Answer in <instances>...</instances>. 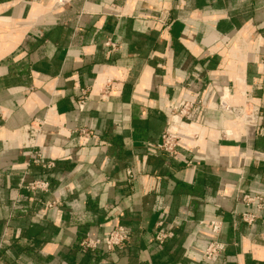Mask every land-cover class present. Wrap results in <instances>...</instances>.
<instances>
[{"label":"crops","instance_id":"1","mask_svg":"<svg viewBox=\"0 0 264 264\" xmlns=\"http://www.w3.org/2000/svg\"><path fill=\"white\" fill-rule=\"evenodd\" d=\"M222 90L256 123L197 108L175 155L155 149L171 101ZM241 193L264 196V0H0V264H264V207L242 222ZM118 223L123 247L80 248Z\"/></svg>","mask_w":264,"mask_h":264},{"label":"built area","instance_id":"2","mask_svg":"<svg viewBox=\"0 0 264 264\" xmlns=\"http://www.w3.org/2000/svg\"><path fill=\"white\" fill-rule=\"evenodd\" d=\"M224 90L220 91V94L217 96V99L210 104L203 105L201 101L200 94L193 95H185L176 101H171L168 104L169 111L166 117L165 128L160 136V141L154 144L155 149L160 150L161 152L167 153L169 155H175L177 152V147L182 141V132H186L183 125H189L196 123L194 114L199 108H211L214 110H220L223 112L231 113L235 116V112L232 107L221 105L224 104L222 102V93ZM86 100V95L83 92L81 98L78 102V108L83 109L84 103ZM245 100L247 107L250 105L251 109H253L250 102V94L245 93ZM215 105V107L211 106ZM250 111H247L251 114ZM256 114H254V122L253 123H245L244 125L255 124L256 116L258 115V108L255 110ZM176 117L178 122H175L172 118ZM182 124V126H181ZM44 126L43 120H36L33 124H29L25 126L23 132L25 136V145L31 149H34L32 155L37 159H41V154L36 151L37 147V138L40 135L41 129ZM197 133H193V136H196ZM225 135H227L225 133ZM46 166H52V162H48L45 164ZM130 174V171H128ZM48 187V182L46 180H32L26 183L25 188L30 191L36 190H46ZM239 202L244 206H249L254 204L255 212H241L240 220L248 225H251L255 219L258 217V211H260L264 207V196L261 194H248L241 193ZM208 226L211 238L206 244L203 252L202 258L208 262H215L218 257L224 252L226 248V243L221 242L218 239V235L221 232L222 221L220 219H207L203 222ZM173 228L170 225H165L163 220H158L151 232V240L159 245L164 244L166 241L172 239L174 237ZM130 240V234L126 230V228L122 224H115L108 228L102 237H91L89 235H85V237L79 242V246L82 250L86 249H94L100 245H103L104 248L108 251L113 250L115 248H121L125 244H127Z\"/></svg>","mask_w":264,"mask_h":264},{"label":"bare ground","instance_id":"3","mask_svg":"<svg viewBox=\"0 0 264 264\" xmlns=\"http://www.w3.org/2000/svg\"><path fill=\"white\" fill-rule=\"evenodd\" d=\"M225 90V89H224ZM222 102H224V104L221 105H225V106H230L233 108L234 112H235V117L236 118H240V120L242 121L243 125L245 123H253L254 122V114H256L255 110L256 107H253V109H251V114L247 112V105H246V100H245V94H244V99H243V104L242 105H233L230 103L229 98L228 97H223V93H222V98H221ZM213 107H215V105H211ZM175 122H178V119L176 117L172 118ZM191 125V124H189ZM182 126V124H181ZM187 125H183V127H185ZM185 129V128H184ZM185 131H187L185 129Z\"/></svg>","mask_w":264,"mask_h":264},{"label":"rangeland","instance_id":"4","mask_svg":"<svg viewBox=\"0 0 264 264\" xmlns=\"http://www.w3.org/2000/svg\"><path fill=\"white\" fill-rule=\"evenodd\" d=\"M248 105V104H247Z\"/></svg>","mask_w":264,"mask_h":264}]
</instances>
